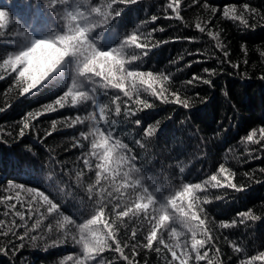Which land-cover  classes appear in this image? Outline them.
I'll use <instances>...</instances> for the list:
<instances>
[{
	"label": "trees",
	"instance_id": "1",
	"mask_svg": "<svg viewBox=\"0 0 264 264\" xmlns=\"http://www.w3.org/2000/svg\"><path fill=\"white\" fill-rule=\"evenodd\" d=\"M170 2L139 0L135 5H114L123 7L124 12L105 35L107 43L111 44L115 39L112 31L121 36L136 31L141 43H148L150 48L153 44L157 45L151 48L147 57L142 56V49H129V55L142 56L141 61L132 62L131 67L152 71L157 76L154 81L157 90L161 87L166 89L164 95L168 99L174 98L173 92L178 93L180 99L188 102L190 107L166 104L143 91L146 86L137 85L140 98L149 100L153 108L137 111L136 116L125 119V105L121 103L120 117H115L112 112L108 114L117 120L114 126L116 133L137 155L136 163L141 172L134 174V177L143 176L142 183L157 194V199H160V194L165 197L174 194L185 183H202L210 175L218 174L221 164L234 173L232 182L241 187V191L226 187L211 188L208 185L205 191L196 192L200 197L197 203L202 209H197L198 214L205 219L214 245H209L212 250L198 264H239V261H246L264 251V149L246 140L251 130L258 132L260 127H264V79L261 78L264 76V0H180L178 12L182 19H177L176 13L167 7ZM245 3L257 10L254 20L250 18V26L223 16L225 7L234 5L239 13ZM0 6L10 12L4 21L9 29L0 38V55L11 49V45L6 43L10 33L25 32L33 23L52 24L51 16L37 0H0ZM152 15L159 17L154 23L150 21ZM14 18L19 20L18 25L13 26ZM196 23L205 27V33L195 29ZM153 28L155 32H152ZM161 28L164 30L160 31ZM208 31L213 36H208ZM149 33L151 36H148ZM47 35L40 33L37 38ZM15 38L19 41L26 39L23 35ZM186 38H194L195 42ZM224 51L228 52L227 57H224ZM190 62L191 67H188ZM203 68L217 69V74L209 76L202 72ZM194 73L210 79L211 84L202 81L187 84ZM0 75L5 76L0 80V108L5 109L0 111V219L6 222L9 231V236L0 237V249H3L0 250V264H72L67 257L82 253V247L72 240L73 236L79 237L77 227L66 222L61 227L62 215H48L37 230L29 231V235L38 239L26 238L21 248V242L11 235V231L24 222L31 228L36 219L35 215L32 220L27 216L31 194L20 190V202H9L2 198L17 192V189L9 186V182L24 184L26 188L43 190L50 198L61 202L64 214L73 215L78 223L90 217L91 208L85 192L94 183L95 176L83 169L82 162L78 160L82 152L90 148V144L81 138L85 149L72 145L78 133H90L93 124L89 120L83 125L69 127L70 118L76 114L83 116L96 112L99 119L100 104H107L114 112L115 105L110 98L118 94L123 101L127 97L115 89L108 90L105 96L98 89L96 106L91 101L76 107L66 103L61 109L55 105V100L65 89L64 84L42 86L35 95H21L22 87L15 79L17 73L0 67ZM56 75L52 74L53 77ZM135 97L134 92L133 101ZM48 104H52L56 110L46 111L43 106ZM130 106L137 107L134 102H130ZM29 112L43 114L28 117ZM134 119H140L141 126L133 124ZM24 123L29 124V128L25 129V136L21 138L18 133ZM153 123L157 124V133L151 138H142L143 126ZM100 126L105 127L102 123ZM48 132L52 134L46 135ZM254 139H259V134ZM261 143L264 144V141ZM81 171L84 174L77 176ZM223 175L218 174V178ZM108 187L113 192L109 211L113 204L126 206L138 195L132 190L116 192L111 186ZM217 196L222 198L216 199ZM205 197L209 202H204ZM13 203L14 209L11 207ZM32 207L35 210L36 205ZM249 210L250 215L258 219H246L245 223L240 224L237 213ZM17 211L24 214V221L15 216ZM232 219H237V226L221 227L222 223H230ZM12 220H15V225L11 223ZM117 224L119 238L128 245L124 252L131 261L138 264H145V261L147 264H169L171 255L162 245L159 253L155 251V244L152 250L143 247L150 226L142 216L132 217L130 214L123 218L122 224L119 221ZM48 225H51L50 231ZM171 227L181 233L178 238L171 235ZM25 230L20 227L17 232L23 234ZM132 231L136 232L134 239L131 237ZM185 232L180 224L172 223L163 232V239L170 245H175L179 239L183 247L185 239H190V234L185 235ZM197 238L203 237L198 234ZM13 244L16 245L14 249ZM234 245L241 251L236 252ZM216 248L220 249L219 253L215 251ZM103 256L112 264H127L114 252L106 251ZM190 264H196L194 259Z\"/></svg>",
	"mask_w": 264,
	"mask_h": 264
},
{
	"label": "snow or ice",
	"instance_id": "2",
	"mask_svg": "<svg viewBox=\"0 0 264 264\" xmlns=\"http://www.w3.org/2000/svg\"><path fill=\"white\" fill-rule=\"evenodd\" d=\"M138 2L139 0H103V2L95 0V3L93 0H37V3L42 5L48 15L51 16L52 24L36 25L33 23L25 32L10 33V37L6 41L7 44L11 45V49L0 55V67L6 71L10 69L11 72L17 73L15 79L22 87L21 95H35L42 86L56 87L64 84L65 89L55 100V105L61 109L66 106V103L76 107L91 101L96 106L98 89L105 96L108 95V90L115 89L122 93L123 97H127V100L123 101L121 95L118 94L110 98L111 103L115 105L114 112L108 108L107 104H100L98 106L99 119H97L96 112H88L83 116L76 114L70 118L69 127L76 124L83 125L85 121L89 120L93 124L92 131L90 133L79 132L78 138L72 145L74 148L85 149V144L81 142V138L90 144V148L83 151L78 157V160L82 162L83 169L94 173L95 176L94 183L88 186L85 192V197L91 208L90 217L78 223L73 215H65L61 202L50 198L49 195L45 194V191L35 187L26 188L24 184L9 182V186L17 189V192L15 195H8L2 199L9 202L13 200L20 202V190L26 191L31 194L28 200V219L32 220L33 215L36 216L31 228L24 222L16 225V228L11 231V235L21 242L19 245L21 248L24 246L23 241L26 238L38 239L37 236L29 235V231L37 230L46 216L55 214L63 216L61 227L66 222L79 230V237L73 236L72 240L82 247V253L75 257L71 255L67 257L68 260L72 261V264H112V261L106 260L103 256L106 251L118 254V257L127 264H138L137 261H131L129 256L125 254L124 248L128 245L122 243L119 238V226L117 224V221L122 224L123 218L129 217L131 214L132 217L142 216L150 226L143 244L146 250H152L155 244V251L159 253L162 245L171 255L169 264H190L193 259L198 264V262L204 261L208 252L212 250L209 245H213V238L205 226V219H202L198 214L197 209L200 211L202 209L197 203L200 200V197L196 195L197 190L205 191L208 185L211 188L226 187L236 191L242 190L241 187H237L232 182L234 173H231L223 164L218 169V174H225L221 178H218V174H212L202 183H185L179 191L172 195L165 197L160 194V199H157V194H154L142 183L143 176L134 177V174L141 172L136 163L137 155L134 154L129 144L124 142L116 133L114 126L117 124V120L110 118L108 113L112 112L115 117H120L122 114L121 103L125 105V112L123 113L125 119L136 116L137 111L153 108L154 105L149 100L140 98L137 85L146 86L143 91L156 99H162L166 104H181L184 108L190 107L188 102L180 99L178 93L173 92L174 98L168 99L164 95L166 89L161 87L157 90L154 86L157 76L152 71L131 67L132 62L141 61L142 56L147 57L151 48L157 45L153 44L150 48L148 43H141L140 36L136 31H131L122 36L112 31L115 39L113 43H107L108 38L105 33L111 31L112 23L124 12L123 7H114V5L128 6ZM179 5L180 0H171L167 7L176 13L177 19H182L178 12ZM212 11L215 12L216 9L213 8ZM256 12L255 8H250L245 3L239 13L234 5L225 7L223 16L247 27L250 26V18L254 20ZM9 16V10L0 6V38L4 37L5 32L9 29V25L4 22ZM158 18L157 15H152L150 21L154 23ZM147 22L144 21L143 23ZM208 23L210 24L211 21ZM18 24L19 20L14 18L13 26ZM194 27L200 33H205V27H202L200 23H196ZM159 30L163 31L164 29ZM155 31L156 29L153 28L152 32ZM40 33H48V35L45 38H37ZM22 35L25 36V41H19L15 38ZM207 35L213 36V33L208 31ZM148 36H151V33ZM186 39L195 42L194 38ZM132 48L142 49V56L129 55L128 50ZM223 55L227 57L228 52L224 51ZM219 62L223 63L224 61ZM187 66L191 67V62ZM233 67H238V65H233ZM202 72L213 76L217 74V69L203 68ZM53 73H57V75L53 77ZM261 78L264 79V76ZM3 79L5 76L0 75V80ZM194 81L211 84L210 79H205L195 73L186 83L191 85ZM9 90H11V86ZM134 92L136 97L133 101ZM130 102H134L137 107H131ZM43 107L46 111L56 110L52 104ZM4 110V108H0V111ZM42 114L43 112H29L27 116L38 117ZM101 123L105 127H101ZM132 123L138 127L141 126L140 119H134ZM28 128L29 124L24 123L18 133L19 137L23 138L25 129ZM53 130H55V122H53ZM156 133V123L142 128V138H151ZM51 134L48 132L46 135ZM258 134L259 139H254ZM90 136L91 139L89 140ZM246 140L259 144L264 149V144L261 143L264 141V127H260L258 132L251 130L250 134L246 136ZM83 174L81 171L77 173V176ZM108 186H111L116 192H120L121 189L125 193L132 190L138 195L126 206L121 207L119 204H113L111 211H109V205L113 201V192L109 190ZM156 192L158 193L159 190ZM221 198L220 196L216 197V199ZM204 202H209L206 197ZM33 204L36 205L35 210L32 207ZM11 207L14 209L15 204L13 203ZM15 216L24 221L23 213L17 211ZM237 217L240 224L245 223L246 219H258V217L250 215V210L238 212ZM11 223L15 225V220H12ZM172 223L180 224L186 230L185 235L190 234V239H185L183 247L179 239L175 245L167 244L163 239V232L167 231ZM235 226H237V219H232L230 223L221 224L223 228ZM20 227L26 229L23 234L17 232ZM47 228L50 231L51 225H48ZM7 229L6 222L0 219V237L9 236ZM198 234H201L203 238L198 239ZM171 235L178 238L181 233L177 232L175 227H171ZM131 237L133 239L136 237L135 231H132ZM9 243H12L11 240ZM55 243H59V241ZM12 246L13 249L16 247L15 244ZM233 247L236 252L241 251L239 247H235V245ZM134 249L135 245H133V251ZM215 251L219 253L220 249L216 248ZM256 262L264 264V251L252 255L246 261H239V264H256Z\"/></svg>",
	"mask_w": 264,
	"mask_h": 264
}]
</instances>
